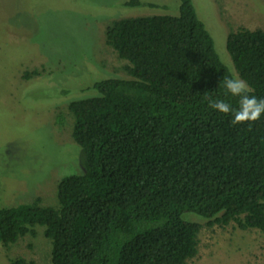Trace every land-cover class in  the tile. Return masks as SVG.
<instances>
[{
	"label": "trees",
	"instance_id": "trees-1",
	"mask_svg": "<svg viewBox=\"0 0 264 264\" xmlns=\"http://www.w3.org/2000/svg\"><path fill=\"white\" fill-rule=\"evenodd\" d=\"M178 2L177 15L107 25L127 77H99L58 102L82 123L74 130L82 170L59 179L53 206L37 197L0 207V245L41 226L51 264H186L201 227L186 213L264 234V114L234 125L208 106L211 97L238 109L223 83L234 77L192 0ZM225 46L234 76L264 99V29L229 32Z\"/></svg>",
	"mask_w": 264,
	"mask_h": 264
},
{
	"label": "rangeland",
	"instance_id": "rangeland-1",
	"mask_svg": "<svg viewBox=\"0 0 264 264\" xmlns=\"http://www.w3.org/2000/svg\"><path fill=\"white\" fill-rule=\"evenodd\" d=\"M126 1L0 0V207L17 208L37 197L53 206L59 179L81 172L74 130L82 123L68 104L58 102L65 101L68 89H86L99 77H127V62L105 42L107 25L124 17L178 14V0L124 6ZM192 3L221 62L235 77L227 34L264 29V0ZM182 218L201 226L197 253L186 264H264L259 230H240L235 223L208 225L209 220L192 213ZM34 230V237L0 245V264L16 258L51 264L50 241L43 227Z\"/></svg>",
	"mask_w": 264,
	"mask_h": 264
},
{
	"label": "clouds",
	"instance_id": "clouds-1",
	"mask_svg": "<svg viewBox=\"0 0 264 264\" xmlns=\"http://www.w3.org/2000/svg\"><path fill=\"white\" fill-rule=\"evenodd\" d=\"M224 87L227 94L233 97H239L238 109H233L231 105L223 100L208 98V106L225 115L231 113L232 123H248L249 126L257 121L264 114V99H257L252 92L249 84L239 76L234 78H225Z\"/></svg>",
	"mask_w": 264,
	"mask_h": 264
}]
</instances>
